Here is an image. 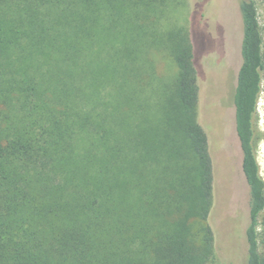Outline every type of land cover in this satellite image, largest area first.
I'll return each mask as SVG.
<instances>
[{
	"label": "trees",
	"instance_id": "1",
	"mask_svg": "<svg viewBox=\"0 0 264 264\" xmlns=\"http://www.w3.org/2000/svg\"><path fill=\"white\" fill-rule=\"evenodd\" d=\"M183 1L0 0V264L213 261L202 25H164ZM238 1L244 239L247 264H264L254 144L263 41L255 2Z\"/></svg>",
	"mask_w": 264,
	"mask_h": 264
},
{
	"label": "rangeland",
	"instance_id": "2",
	"mask_svg": "<svg viewBox=\"0 0 264 264\" xmlns=\"http://www.w3.org/2000/svg\"><path fill=\"white\" fill-rule=\"evenodd\" d=\"M262 32L264 53V0H253ZM197 2V3H196ZM238 0H208L202 7L203 19H194L198 0H185L165 26L190 28L202 25L197 50L207 54L199 61L198 85L201 122L211 131L216 159L217 204L212 218L215 257L210 264H247L244 230L248 224V192L240 170V150L234 132L232 98L240 65L241 23ZM196 12V13H195ZM159 63L162 62L158 58ZM161 65V64H160ZM254 144L260 175L264 181V73L254 118ZM259 241L264 232V210L258 217ZM263 239V238H262ZM261 251L264 254V245Z\"/></svg>",
	"mask_w": 264,
	"mask_h": 264
}]
</instances>
